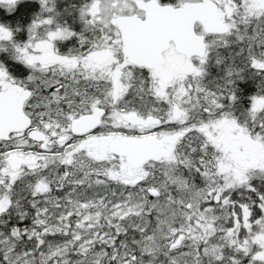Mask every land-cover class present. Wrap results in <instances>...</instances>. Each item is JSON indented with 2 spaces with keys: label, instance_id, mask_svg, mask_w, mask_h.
I'll list each match as a JSON object with an SVG mask.
<instances>
[{
  "label": "snow or ice",
  "instance_id": "6c2138e0",
  "mask_svg": "<svg viewBox=\"0 0 264 264\" xmlns=\"http://www.w3.org/2000/svg\"><path fill=\"white\" fill-rule=\"evenodd\" d=\"M80 19L61 55L76 34L37 17L13 44L26 79L0 64V264H264V195L231 196L264 172V0H87Z\"/></svg>",
  "mask_w": 264,
  "mask_h": 264
},
{
  "label": "flooded vegetation",
  "instance_id": "af4514ba",
  "mask_svg": "<svg viewBox=\"0 0 264 264\" xmlns=\"http://www.w3.org/2000/svg\"><path fill=\"white\" fill-rule=\"evenodd\" d=\"M87 0H47V5L42 7L40 0H19L11 9L0 5V25L5 26L13 33V40L3 45L0 50V64H3L14 80H24L30 74V69L15 58L13 44H23L29 38V28L38 16H50L53 19V30L56 25L67 27L76 35L66 39L54 41V48L58 54H67L71 49L80 47V35L91 37L85 30V25L80 19V9ZM45 7L52 12L45 11Z\"/></svg>",
  "mask_w": 264,
  "mask_h": 264
},
{
  "label": "trees",
  "instance_id": "16d2710c",
  "mask_svg": "<svg viewBox=\"0 0 264 264\" xmlns=\"http://www.w3.org/2000/svg\"><path fill=\"white\" fill-rule=\"evenodd\" d=\"M236 47V45H233ZM227 55V53H224ZM211 77L222 75V72L214 65L208 69ZM261 83V77L255 75L250 69L242 73V79L236 81V95L238 97L237 104L240 107L247 108L249 106L250 97L254 96L258 91V86ZM257 189L262 190L264 195V177H255Z\"/></svg>",
  "mask_w": 264,
  "mask_h": 264
},
{
  "label": "rangeland",
  "instance_id": "374dc122",
  "mask_svg": "<svg viewBox=\"0 0 264 264\" xmlns=\"http://www.w3.org/2000/svg\"><path fill=\"white\" fill-rule=\"evenodd\" d=\"M249 184L255 189L254 192L248 191L244 187L237 188L235 191L231 193L232 199L235 202H243L248 203L250 205H255L259 196L263 195L262 190L257 189V184L255 183V177H264V172H261L258 169L250 170L249 172ZM198 184L201 183L199 179L196 181Z\"/></svg>",
  "mask_w": 264,
  "mask_h": 264
}]
</instances>
